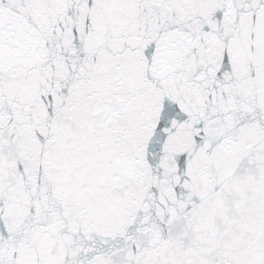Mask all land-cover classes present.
Masks as SVG:
<instances>
[{
	"label": "snow or ice",
	"instance_id": "1",
	"mask_svg": "<svg viewBox=\"0 0 264 264\" xmlns=\"http://www.w3.org/2000/svg\"><path fill=\"white\" fill-rule=\"evenodd\" d=\"M0 264H264V0H0Z\"/></svg>",
	"mask_w": 264,
	"mask_h": 264
}]
</instances>
